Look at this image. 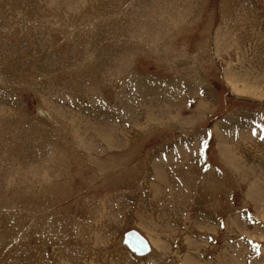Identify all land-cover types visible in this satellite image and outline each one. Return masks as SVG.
Segmentation results:
<instances>
[{
	"label": "rangeland",
	"instance_id": "1",
	"mask_svg": "<svg viewBox=\"0 0 264 264\" xmlns=\"http://www.w3.org/2000/svg\"><path fill=\"white\" fill-rule=\"evenodd\" d=\"M177 1L0 0V264H81L83 259L87 264H152V259L159 264H264V56L259 52L255 60H261L257 75L251 67L254 52L243 48L240 54H220L217 44L210 43L223 44L237 34L244 42L250 35L264 40V0ZM236 24L248 31L236 30ZM237 56L252 74L230 75L228 89L219 72L238 62ZM124 65L127 79L115 70ZM184 65L209 73L216 87L220 103L204 121L196 119L210 108L199 104L201 100L186 106L188 91L163 88V102L149 94L145 102L135 89H127L137 78H170L184 72ZM107 80L116 82L107 85ZM226 111L223 128H213V120ZM75 113L89 147L76 145L70 136L68 121ZM109 120H118L116 129L137 124L124 136L117 134L114 147L106 148L92 135H107ZM236 125H243V131H236ZM231 132L244 142L237 152L224 143L237 141ZM225 133H230L229 140ZM184 136H192L191 148L183 146ZM168 137L178 141V159L184 150L203 155L199 161L209 173L203 191L208 201L198 200L191 211L205 214V219L184 211L191 197L173 195L181 184L176 179L180 184L156 192L154 199L161 200L144 208L149 210L144 214L165 217L159 218L162 223L138 225L142 206L136 199L143 184L153 178L147 189L160 188L156 180L165 171L159 166L173 161L153 156L156 145ZM177 206L184 223L174 222ZM128 229L148 240V254L137 256L121 243Z\"/></svg>",
	"mask_w": 264,
	"mask_h": 264
},
{
	"label": "bare ground",
	"instance_id": "2",
	"mask_svg": "<svg viewBox=\"0 0 264 264\" xmlns=\"http://www.w3.org/2000/svg\"><path fill=\"white\" fill-rule=\"evenodd\" d=\"M186 2H187V0H185ZM157 2V1H156ZM173 2V1H172ZM178 1L176 0V4H179V3H177ZM150 3H151V1H150ZM168 3H169V1H168ZM197 3V2H196ZM185 4H187V3H185ZM191 4V3H190ZM193 4H195L194 2H193ZM164 5H166V4H164ZM169 5V4H168ZM174 5V4H173ZM183 5V4H182ZM192 5V4H191ZM175 6V5H174ZM176 6H178V5H176ZM187 6H190L189 5V3H188V5ZM168 8L170 7V6H167ZM180 7V6H179ZM185 7V6H184ZM184 7L182 8V11H183V9H184ZM192 7H193V5H192ZM187 8V7H186ZM191 8V7H190ZM192 9V8H191ZM172 10V12L173 11H175V10H173V9H169V11H171ZM177 10V9H176ZM179 10H180V8H179ZM178 10V11H179ZM185 10V9H184ZM186 10H188V9H186ZM147 11V10H146ZM160 11V10H159ZM165 12V11H164ZM181 12V11H180ZM185 12V11H184ZM161 13V12H160ZM185 13H187V11L185 12ZM162 14V13H161ZM175 14V13H174ZM177 14V13H176ZM181 14H183V13H181ZM166 15V14H165ZM169 15V14H168ZM171 15H169V17H170ZM174 16H176L177 17V15H174ZM183 16V15H182ZM186 16V15H185ZM167 17V16H166ZM168 17V18H169ZM172 17V16H171ZM184 17V16H183ZM167 19V18H166ZM173 19V17L171 18V20ZM188 19V18H187ZM186 19V20H187ZM170 19H168V22L169 21H171ZM159 21V20H158ZM163 22H165L164 20H162ZM119 23V22H118ZM117 25V24H116ZM158 26H159V24H158ZM156 27V26H155ZM161 27H163V24H162V26ZM114 28V27H113ZM141 29V28H140ZM122 30V29H121ZM159 30V29H158ZM120 31V30H119ZM161 31V30H160ZM162 32V31H161ZM118 34V33H117ZM160 34V33H159ZM119 35V34H118ZM161 35V34H160ZM162 36H164V35H162ZM159 37V36H158ZM165 37V36H164ZM169 37V36H168ZM122 41V40H121ZM259 43H260V41H259ZM114 45V44H113ZM264 45V44H263ZM114 47V46H113ZM124 47V46H123ZM263 47V46H262ZM261 47V48H262ZM44 48V47H43ZM106 48V47H105ZM257 48V47H256ZM116 49H118V48H116ZM129 49V48H128ZM115 50V49H114ZM122 50V49H121ZM259 50V49H258ZM264 51L262 50V52L261 53H263ZM122 53V52H121ZM124 54V53H123ZM261 55V54H260ZM77 57V56H76ZM82 57V56H81ZM122 57V56H121ZM262 57H263V54H262ZM124 58V57H123ZM241 60H242V58H240ZM261 61V60H260ZM260 61H258V62H260ZM108 62V61H107ZM242 62H243V60H242ZM53 64V63H52ZM240 64V63H239ZM254 64H256V63H254ZM258 64V63H257ZM240 65H242V64H240ZM262 65H264V63L262 64ZM118 66V65H117ZM121 66V65H120ZM126 65H124L123 67H120V70L119 69H115V70H118V71H120V73H121V75L122 76H124L123 77V79H127V78H129V77H126V67H125ZM245 67H248V66H246V65H244ZM239 67H242V66H239ZM112 68V67H111ZM242 68H244V67H242ZM245 70H249L248 68H245V69H241V71H244L245 72ZM251 70V69H250ZM117 71V72H118ZM252 71V70H251ZM108 73H109V71H108ZM116 73V72H115ZM103 75V74H102ZM105 75V74H104ZM108 75V74H107ZM117 75H119V74H117ZM202 75V74H201ZM200 76V75H199ZM110 77V74L108 75V78ZM153 77V76H152ZM152 77H150V78H147V79H144V80H139L138 78H137V80H136V83H131V85H129V86H127V89H129L128 87H130V90H132L131 88H133V90L135 89V91L139 94V95H141L142 96V98H144V100H145V102H146V100L148 101V99H147V96L146 95H151L152 96V99L151 100H153V101H155V100H158V96H160V100H161V93H162V87L160 86V87H158V85L156 84V83H158V82H156L154 79L155 78H152ZM100 78H101V76H100ZM103 78V77H102ZM117 78H119V76L118 77H116V81H117ZM104 79V78H103ZM107 79V78H106ZM114 79V78H113ZM122 79V78H121ZM200 79V78H199ZM201 80V79H200ZM101 81H103V80H101ZM113 81H115V80H107V85H110V84H112L113 83ZM115 81V82H116ZM123 81V80H122ZM125 81H127V80H125ZM144 81H147V82H144ZM161 81H164V82H166V80H161ZM133 82V81H132ZM167 82H168V80H167ZM202 82H205L204 80H201V83ZM102 83V82H101ZM104 83H105V81H104ZM104 83H102V84H104ZM124 83V82H123ZM140 83V84H139ZM146 83H149V85H147ZM76 84H77V82H76ZM78 84H79V82H78ZM89 84V83H88ZM159 84V83H158ZM81 85V84H80ZM106 85V84H105ZM122 85H125V84H122ZM127 85V84H126ZM125 85V86H126ZM160 85V84H159ZM205 85V84H204ZM47 86V85H46ZM83 86V85H82ZM89 86V85H88ZM124 86V87H125ZM163 86V85H162ZM121 87H123V86H121ZM120 87V88H121ZM123 87V88H124ZM88 88H90V87H88ZM110 88V87H109ZM231 88H233L232 86H231ZM59 89V88H58ZM62 90V89H61ZM68 90H69V88H68ZM72 90H73V88H72ZM75 90V89H74ZM74 90L72 91V92H74ZM82 90V89H81ZM84 91L86 90V89H83ZM59 91H60V89H59ZM64 91H66V90H64ZM70 91H71V89H70ZM69 91V92H70ZM80 91V90H79ZM78 91V92H79ZM122 91V90H121ZM124 91V90H123ZM129 91V90H128ZM127 91V92H128ZM135 91H133V92H135ZM48 92H50V91H48ZM63 92V91H62ZM87 92H88V90H87ZM132 92V91H131ZM46 93V92H45ZM85 93V92H84ZM63 94V93H62ZM65 94V93H64ZM71 94V93H70ZM78 94V93H77ZM82 94V93H81ZM117 94V93H116ZM119 94V93H118ZM122 94V93H121ZM133 94V93H132ZM60 95V94H59ZM67 95V94H66ZM80 95V94H79ZM88 95V94H87ZM134 95V94H133ZM139 95H138V97H139ZM158 95V96H157ZM48 96V95H47ZM61 96V95H60ZM78 95H76L75 97H77ZM97 96V95H96ZM130 96V95H129ZM69 97V96H68ZM72 97H74V96H72ZM80 97V96H79ZM78 97V98H79ZM113 97V96H112ZM208 97V96H207ZM47 98H49V96L47 97ZM63 99H64V97H62ZM65 98H66V96H65ZM100 98V97H99ZM133 98V97H132ZM123 99V98H122ZM136 99H137V97H136ZM136 99H134V101L136 100ZM208 99V98H207ZM66 99H64V100H60L59 102H60V104H61V106H63V104H64V101H65ZM68 100V99H67ZM75 100V99H74ZM99 100V99H98ZM119 100H120V98H119ZM140 100H142V99H140ZM204 100V101H203ZM49 101V100H48ZM69 101V100H68ZM78 101V100H77ZM76 101V102H77ZM101 101V100H100ZM103 101V100H102ZM138 101H139V99H138ZM162 101V100H161ZM73 102V101H72ZM124 102V101H123ZM127 102V101H126ZM144 102V103H145ZM163 102V101H162ZM210 101L208 100V101H206L205 99H201V101H199V104H202L205 108H210V103H209ZM70 103V102H69ZM112 103V102H111ZM110 103V104H111ZM115 103V102H114ZM131 103V102H130ZM142 104H143V102H141ZM75 104V103H74ZM73 103H72V105L71 106H73L74 105ZM79 104V103H78ZM122 104H124L125 105V103H122ZM149 104V103H148ZM155 105L154 106H156V104L157 103H154ZM112 105V104H111ZM110 105V107H113V106H111ZM123 105V106H124ZM137 105V104H136ZM135 105V106H136ZM119 106V105H118ZM117 106V107H118ZM132 106H134L133 104H132ZM153 106V107H154ZM115 107H116V105H115ZM114 107V108H115ZM116 107V108H117ZM137 107V106H136ZM66 108V107H65ZM76 108V107H75ZM115 108V109H116ZM120 108V107H119ZM123 108H125V106L123 107ZM141 108H144V107H142L141 106ZM155 108V107H154ZM153 108V109H154ZM78 109V108H77ZM113 109V108H112ZM121 109V108H120ZM129 109V108H128ZM136 109V108H135ZM63 110V109H62ZM66 109H64V111H62L63 113L64 112H68V111H65ZM68 110V109H67ZM134 110V109H133ZM139 108H138V111H137V113H136V116H138V114H140V112H139ZM69 111H70V109H69ZM122 111V110H121ZM124 111V110H123ZM129 111H131V110H129ZM116 112V111H115ZM134 112V111H133ZM139 112V113H138ZM143 112H145L144 110H143ZM70 113H72V112H70ZM113 113V112H112ZM116 113H118V112H116ZM122 114H123V112H121ZM45 114H46V112H45ZM61 114V113H60ZM66 114V113H65ZM133 114V113H132ZM131 114V115H132ZM63 115V114H62ZM72 115V114H71ZM70 115V116H71ZM115 115V114H114ZM145 115V114H144ZM112 116H113V114H112ZM121 116V117H120ZM47 117H48V115H47ZM72 117L73 118H70V120L68 121V122H70L71 123V130H72V132H71V130H70V132H71V135L70 136H72L74 139H75V141H76V145L78 144V145H83V146H87V147H89L90 145L89 144H91V141H89V140H86V141H84V139H83V136H81V133H85L86 132V130L84 129V132L81 130V126H79V119H78V121H76V113L74 114V115H72ZM116 117V116H115ZM117 117H120V118H122V115H119V116H117ZM132 117V116H131ZM145 117V116H144ZM114 118V117H113ZM124 118H125V116H124ZM65 119V118H64ZM115 119V118H114ZM85 120V119H84ZM140 120V119H139ZM110 121V120H109ZM115 121H117L118 122V120H115ZM112 122V121H110V124H112L111 126H110V124L108 125V126H110V127H108L109 128V130H108V132H107V135H104L103 136V133H102V136H100V135H95V134H93L92 136L94 137V139H96V144L98 143H100V145L101 144H103L106 148L108 147H111L112 145H113V142H112V138H114L117 134L118 135H121V136H124L125 135V133L130 129V127L131 126H134V125H136L137 123H135V121H134V123L133 124H130L131 126L129 127V128H125L124 126H122V128L121 127H118L117 129H116V126H115V123L116 122ZM112 122V123H111ZM126 122H124V124H125ZM236 123V122H235ZM234 123V124H235ZM114 124V125H113ZM239 124V123H238ZM247 124V123H246ZM78 125V126H77ZM105 125V124H104ZM85 126H87V124L85 125ZM106 126V125H105ZM84 127V126H83ZM107 127H106V129H107ZM236 131H243V129H241L242 127H243V125H241V128L238 126V125H236ZM238 127L240 128V129H238ZM248 127V126H247ZM250 127V126H249ZM252 127V126H251ZM214 128H217L218 130H220L221 128H223V123H216V125L214 126ZM95 129V128H94ZM94 129H92L93 131H94ZM96 130V129H95ZM224 130H226V129H224ZM250 130V129H249ZM249 130H248V132H249ZM105 131V130H104ZM214 131H216L217 132V130L216 129H214ZM236 131H234V133L236 134ZM99 134V133H98ZM89 136V135H88ZM223 136V135H222ZM110 141H111V143H110ZM175 142V141H174ZM122 143V142H121ZM123 145V144H122ZM168 145H169V143H168ZM167 145V146H168ZM183 145H185V147L187 148V147H192L193 146V138H192V136H184L183 137ZM102 146V145H101ZM113 147H114V145H113ZM165 147V146H164ZM169 147V146H168ZM173 147V146H172ZM184 147V148H185ZM84 148H86V147H84ZM101 148V147H100ZM161 148V147H160ZM160 148H158V150H160ZM173 149V148H172ZM172 149H170L173 153H174V151L172 150ZM48 150V149H47ZM168 150V149H167ZM166 151V150H165ZM185 151V150H184ZM182 151L184 154H183V157L182 158H180V159H178V161H181V164L180 165H182V167L183 166H187L189 163H191V165L189 166H187V167H176V169L175 170H173V171H171V172H167L166 174H168V175H163V176H160V178H158L157 180H156V183H157V185L158 184H160L161 185V187L160 188H157V189H152L151 191H150V188L148 187V189H147V186H149L150 184H152L151 182H150V180L152 179L153 180V178H148V185H146V184H143V186H145V188L141 191V193H139V196H137V201H139L140 202V204L139 205H141L142 207H141V212H140V215L139 214H137V215H134V216H138L139 215V220L140 221H138L137 220V223H138V225H152V226H154L156 223H158L160 220H159V215H156L155 213L153 214V215H147V214H144V212L145 211H149V210H147V209H145L144 210V208H146V205H149L150 203H154V202H159L161 199L160 198H156V199H154V195H155V193L157 192V194L159 193V191H160V193H161V190L164 188H166V186H168V184L170 183V182H174L175 184L174 185H176L179 181H181V184H180V182H179V188H178V186H177V190H176V192H175V190H174V196L175 195H177V193L179 192L181 195H182V198H186V197H191V199H190V201H189V203H188V205H190L189 206V208L187 207V208H185L184 209V211L186 212V213H191V214H194V218L195 219H200V220H202V219H205V214H203V213H200V214H197V212H196V209H194V210H192L191 211V208L193 207L194 208V204H195V202L197 203V201L198 200H200V199H202V200H204V201H208V197H207V195L206 194H204V190H205V186H204V183H205V181L207 180V178L206 177H208L209 178V173L208 172H206V170L205 171H203L202 170V168H203V165H201L200 164V159L203 157V155H202V153H195L193 150L192 151ZM163 152V151H162ZM165 153V152H164ZM163 153V154H164ZM2 154V153H1ZM160 154H162V153H160ZM160 154H158V156H161ZM166 154H168L167 153V151H166ZM181 155H182V153L180 154V157H181ZM155 158H156V155H153ZM30 157H31V154H30ZM177 157H178V155H177ZM159 158V157H158ZM160 160L162 159V156L159 158ZM176 159V160H177ZM222 159V158H221ZM36 161V160H35ZM34 161V162H35ZM158 161V160H157ZM156 161V162H157ZM177 161V162H178ZM188 162V163H186L185 164V162ZM155 162V163H156ZM164 162V161H163ZM169 163V162H168ZM23 164V163H22ZM145 164H146V162H145ZM175 164V163H174ZM185 164V165H184ZM147 165V164H146ZM177 165V164H176ZM20 166V165H19ZM113 166V165H112ZM172 166H173V164H172ZM172 166H170V167H172ZM114 168L116 167L115 166V164H114V166H113ZM174 167V166H173ZM172 167V168H173ZM105 168H107V166L105 167ZM110 168H111V166H110ZM109 168V169H110ZM108 169V168H107ZM146 169V168H145ZM148 169V168H147ZM170 170H171V168H169ZM101 170H103V169H101ZM100 170V171H101ZM106 170V169H105ZM104 170V171H105ZM138 170V169H137ZM37 171V170H36ZM148 171H150L149 169H148ZM210 172V174H215V170H212V171H209ZM151 173V172H150ZM23 174V173H22ZM156 174V173H155ZM157 175V174H156ZM220 175V174H219ZM104 176V175H103ZM159 176V175H158ZM169 176V177H168ZM172 176V177H171ZM201 176H205L203 179L202 178H200ZM147 178V177H146ZM179 179V181L176 183V181ZM184 180V182H183V180ZM200 179H202L201 181H200ZM4 181V180H3ZM144 181H146V179L144 180ZM154 181V180H153ZM155 182V181H154ZM2 183V182H1ZM144 183V182H143ZM214 183L217 185V180H214ZM142 185V184H141ZM159 185V186H160ZM178 185V184H177ZM143 186H141V188H143ZM158 186V187H159ZM250 186H253L252 188L253 189H257L256 187H254L255 186V184H253L252 183V185H250ZM174 187V186H173ZM173 187L171 188V189H173ZM152 188V187H151ZM169 189V188H168ZM167 189V190H168ZM170 190H168V192H169ZM146 193V194H145ZM171 193H172V191H171ZM144 194V195H143ZM163 194V193H162ZM164 194H165V191H164ZM180 194H178V196L180 195ZM166 195V194H165ZM168 195V194H167ZM170 195V194H169ZM180 195V196H181ZM118 197V196H117ZM172 197V196H171ZM174 198V197H173ZM164 200H165V198H164ZM170 200H172V199H170ZM112 201H114V200H112ZM172 202V201H171ZM167 203V202H166ZM170 203V202H169ZM111 205V204H110ZM137 205V204H136ZM194 205V206H193ZM151 206H152V204H151ZM170 207V206H169ZM176 207V206H175ZM148 209H149V207H147ZM152 208H153V206H152ZM156 208V207H155ZM170 208H172V207H170ZM180 208H182V207H180V206H177V210H174V208H173V210L174 211H177L176 212V215H175V218L173 217V214H171L172 215V217L174 218V222L175 223H181V222H183V221H185V220H181V219H179V217L177 216V214L178 213H181L180 211H179V209ZM153 209H151V211H152ZM162 210V209H161ZM166 210V209H165ZM172 210V209H171ZM191 211V212H190ZM154 212V211H153ZM157 212V211H156ZM166 212H168V211H166ZM172 212V211H171ZM135 213H137L136 211H135ZM170 213V212H169ZM175 213V212H174ZM150 214V213H149ZM167 215H168V213H167ZM172 217H170L169 219H171ZM137 218V217H136ZM161 218H165V217H161ZM160 218V219H161ZM185 219H188L187 217L185 218ZM167 220V219H166ZM169 222H170V220H168ZM161 222V221H160ZM164 222V221H163ZM171 222H173V221H171ZM162 223V222H161ZM166 223V222H165ZM184 223V222H183ZM2 227V226H1ZM92 229V228H91ZM177 229V228H176ZM147 230H148V228H147ZM150 230V229H149ZM93 231V230H92ZM77 232V231H76ZM147 232V231H146ZM145 232V233H146ZM154 232V231H153ZM78 233V232H77ZM93 233V232H92ZM151 234V233H150ZM90 235V234H89ZM152 235V234H151ZM92 236V235H91ZM75 237H77V236H75ZM61 239H62V237H60ZM60 241V240H59ZM1 242H3V241H1ZM63 242H65V240H63ZM60 243V242H59ZM93 243V242H92ZM91 243V244H92ZM64 244H66V243H64ZM161 245V244H160ZM178 245V244H177ZM67 246V245H66ZM159 246V245H158ZM176 246V245H175ZM36 249V248H35ZM39 249H41V248H39ZM180 249V248H179ZM150 250H152L151 249V246H150ZM178 250V249H177ZM34 251V250H33ZM42 252V250H39V253L40 254H43V253H41ZM45 252V251H44ZM178 252V251H177ZM48 253V252H47ZM178 253H180V251L178 252ZM39 254V255H40ZM148 254V253H147ZM181 254V253H180ZM158 255V254H157ZM156 255V256H157ZM33 257V256H32ZM36 257V256H35ZM44 257V256H43ZM42 257V258H43ZM40 258V257H39ZM52 258V257H51ZM57 258V257H56ZM38 259V258H37ZM44 259V258H43ZM42 259V260H43ZM46 260V259H45ZM57 261H59L58 259H56ZM61 260V259H60ZM84 260V259H83ZM83 260H82V262H83ZM162 260V259H161ZM173 260V259H172ZM87 261H88V259H87ZM95 261V260H94ZM166 261H167V259H166ZM43 262V261H42ZM61 262V261H60ZM63 262V261H62ZM65 263H66V261H64ZM82 262H81V264H82ZM176 262V261H175ZM34 263V262H33ZM40 263V262H39ZM51 263V262H50ZM83 263H86V262H83ZM177 263V262H176ZM31 264V263H30ZM43 264V263H42ZM60 264V263H59ZM62 264V263H61ZM72 264V263H71ZM78 264V263H77ZM87 264V263H86ZM152 264H159V262H158V260L156 259V260H154V259H152ZM171 264V263H170ZM175 264V263H174Z\"/></svg>",
	"mask_w": 264,
	"mask_h": 264
},
{
	"label": "crops",
	"instance_id": "3",
	"mask_svg": "<svg viewBox=\"0 0 264 264\" xmlns=\"http://www.w3.org/2000/svg\"><path fill=\"white\" fill-rule=\"evenodd\" d=\"M234 27H235L236 30H239V27H240L242 33L243 32L246 33L248 31L247 30L248 27H246V26L243 27L242 24L240 26H239V24H236ZM243 29H244V31H243ZM234 37H235V39L233 38L232 35H230L228 38H230L231 40L227 41V39H225L223 41V44L219 40H218V42H216L213 39L211 40L210 43L217 44V46L219 48L218 51L220 52V54H222L223 52L224 53H234V55L237 54V53L240 54V52L243 51V48H247L248 49L247 51L254 52L255 55H256V58L253 59V55L250 56L251 57V61H252L251 62V67L256 69L255 72L253 71V74H257L258 75V66H259V64H257L258 62L255 61V60L259 59V52H262V50L264 51V45H263L264 44V40L260 41L259 39H254V35H250V40L245 39V42H250V44H249L250 47H247L248 45L243 41V39H244L243 35H238L237 34ZM259 41H260V43H259ZM260 44H262V45L260 46ZM261 54H263V56H264V52L261 53ZM240 58H242V57L241 56L240 57L237 56L236 60L239 59L238 62L232 61L229 66H227V64H226V66H224V68H223L224 70H220V72H219V77H220L221 81L224 83V85L228 89L230 87L228 82L229 81H233V78L230 77V75L231 76L232 75L236 76L238 74H248V73L252 74L251 70H249V71L245 70V72L241 71V69H245L246 67L244 66V68H242L243 66L240 65V64H242L243 62H242V60ZM232 63H234V65ZM254 63H256V64H254ZM224 64H225V62H224ZM188 65L191 66V63L189 62ZM239 66H242V67H239ZM234 67H235V69H234V71H232V68H234ZM227 70H230V72H228ZM263 73H264V71H263ZM199 78L201 80H204L205 82L201 83V80ZM158 79H160V80H158ZM158 79L155 78L154 80L160 84L159 85L158 83H156L158 85V87L161 86L162 89L163 88L171 89V88H173V86H175V87H178V89H181L180 91H184V92L188 91V92H185V93H187V96H189L190 98L187 101L186 106H191V104L194 105L195 102H197L198 100H201L202 98L205 99L206 101H208V100L210 101L209 102L210 105H211L210 109L207 111V113L205 115L200 116L198 119H196L197 122H201V121H204V120L208 119L211 115H213L216 112V110L218 108V105L220 103V101L218 99V96H217L216 87L214 86V83L211 81L209 73L203 71L202 69H200V68H191V67L186 68V66H185L184 72L183 71H179V74L171 75L170 78L161 77V78H158ZM161 80H166V82L161 81ZM167 80H168V82H167ZM178 97H176L175 99L172 98L171 99V103H173V101L178 100ZM224 102H225V100L221 101V103H224ZM167 103H168V105L171 104L170 102H167ZM226 115H227V111L225 113L222 112L219 117H217L215 120H213L212 127L216 124V122L219 123L220 121L225 120ZM252 115L255 116V119H254L255 122L254 123H255V126H256V125H258L259 114L255 113V114H252ZM194 122H195V120H194ZM155 128H157V127H155ZM211 132L212 131H209V134ZM252 134L254 135V137L258 138V132L257 131L254 130V132ZM252 134H251V136H252ZM225 135H226V137L229 140L230 133H225ZM231 136H232L231 137L232 140H237V141H235V144L233 142H228V141H225L224 143H226L231 150H233L234 152H237V151H235V148L239 149V147H243L244 142L243 141H241V142L239 141V138L241 137V135L240 136L233 135V133L231 132ZM235 136H236V139L234 138ZM212 137L213 138L216 137L214 132H213V136ZM174 138L175 137H168L167 139L162 140L161 142H159L158 145H156L157 149L154 151V152H156V157H157L158 160H159V158L161 156H162V159L167 158L169 160H173L170 163V166H172V164H173V166H174V167L172 166L173 168L170 167V166L169 167L162 166V165L159 166L161 170L165 171V174H163V175H168V174H166L167 172H171V171L175 170L176 167H177L176 164L180 165V163H178L177 160H176L177 159L176 155H180L181 152H180V148H178L177 145H176L178 143V141L174 142V141H176ZM168 143H169V145H168ZM200 143L202 144V146L204 145V141L200 140ZM200 143H198V145H197L198 148L200 146ZM183 146H185V145H183ZM158 148H160V150H158ZM170 149H172L174 151V153ZM165 150L167 151L168 154H166ZM160 153H162V154H160ZM158 154H160L161 156H158ZM172 158H174V159H172ZM175 160H176V162H175ZM186 163L187 162H185V164ZM183 167H187V166H183ZM169 168H171V170ZM172 184H173V182H170L168 184V186H166V187H170ZM170 190H171V188H170Z\"/></svg>",
	"mask_w": 264,
	"mask_h": 264
},
{
	"label": "water",
	"instance_id": "4",
	"mask_svg": "<svg viewBox=\"0 0 264 264\" xmlns=\"http://www.w3.org/2000/svg\"><path fill=\"white\" fill-rule=\"evenodd\" d=\"M121 243L137 256H143L150 252V243L136 229H128L122 236Z\"/></svg>",
	"mask_w": 264,
	"mask_h": 264
}]
</instances>
